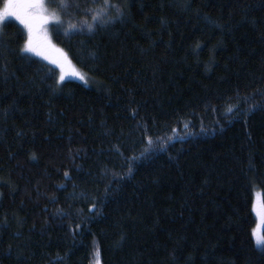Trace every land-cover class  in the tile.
Wrapping results in <instances>:
<instances>
[{"label": "trees", "instance_id": "1", "mask_svg": "<svg viewBox=\"0 0 264 264\" xmlns=\"http://www.w3.org/2000/svg\"><path fill=\"white\" fill-rule=\"evenodd\" d=\"M49 1L86 80L0 27V264H264V0Z\"/></svg>", "mask_w": 264, "mask_h": 264}, {"label": "snow or ice", "instance_id": "2", "mask_svg": "<svg viewBox=\"0 0 264 264\" xmlns=\"http://www.w3.org/2000/svg\"><path fill=\"white\" fill-rule=\"evenodd\" d=\"M93 3L95 4V0H93ZM60 7L66 9L69 5L64 3L62 0ZM96 7L100 11H106L109 8L118 9V6L112 4L110 0H104L103 5H96ZM6 16H14L21 24L24 25L28 32V39L25 41L24 50L32 52L36 55L42 54L34 43V32L36 31L37 26L45 25L50 21L60 23L59 14L56 11H52L50 13L45 7L43 0H26L24 3L16 2V0H8L4 10L0 12V21H3ZM96 18L97 16L94 15L93 19L95 20ZM71 27L75 26L73 25ZM89 30H91V27H89ZM63 78V74H61L60 80H63ZM32 159H35V156H33ZM67 175L68 174L65 173V176ZM256 243L257 246L264 245V237L258 239Z\"/></svg>", "mask_w": 264, "mask_h": 264}, {"label": "rangeland", "instance_id": "3", "mask_svg": "<svg viewBox=\"0 0 264 264\" xmlns=\"http://www.w3.org/2000/svg\"><path fill=\"white\" fill-rule=\"evenodd\" d=\"M16 2L24 3L26 2V0H16ZM49 2H50L49 0H43L45 7L51 13ZM3 10H4V7L0 9V12H2ZM9 20L18 22L26 31L27 39H28V32L25 29L24 25L21 24L19 20H17L14 16H6L3 21H0V27L3 25L5 21H9ZM54 24L55 22L50 21L45 25L37 26L36 31L34 32V43L36 47L41 51L42 53L41 55L43 57H47V60L58 68L60 76L61 74H63V77H64L63 79H74L79 82H85L86 78L84 77V75L80 73L75 68V66L72 65L71 62L68 61L64 53L59 52L54 47H51L50 30ZM27 53H29L30 55H36L32 52H27ZM96 264H100V263L98 262Z\"/></svg>", "mask_w": 264, "mask_h": 264}]
</instances>
